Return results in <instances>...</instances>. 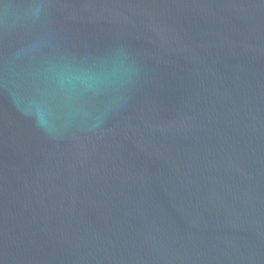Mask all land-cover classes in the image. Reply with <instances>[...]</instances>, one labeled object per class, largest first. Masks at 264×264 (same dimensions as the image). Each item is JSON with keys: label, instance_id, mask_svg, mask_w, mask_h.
Masks as SVG:
<instances>
[{"label": "water", "instance_id": "obj_1", "mask_svg": "<svg viewBox=\"0 0 264 264\" xmlns=\"http://www.w3.org/2000/svg\"><path fill=\"white\" fill-rule=\"evenodd\" d=\"M0 264H264V0H0Z\"/></svg>", "mask_w": 264, "mask_h": 264}]
</instances>
